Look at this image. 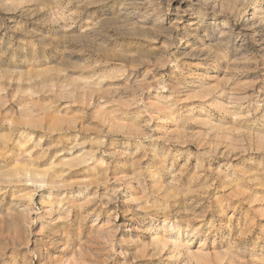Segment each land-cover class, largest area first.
I'll use <instances>...</instances> for the list:
<instances>
[{"label":"rangeland","instance_id":"rangeland-1","mask_svg":"<svg viewBox=\"0 0 264 264\" xmlns=\"http://www.w3.org/2000/svg\"><path fill=\"white\" fill-rule=\"evenodd\" d=\"M0 264H264V0H0Z\"/></svg>","mask_w":264,"mask_h":264}]
</instances>
